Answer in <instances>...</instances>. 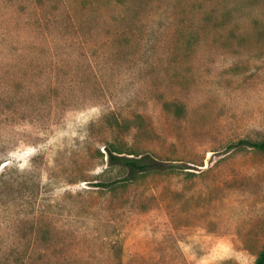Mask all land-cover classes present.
<instances>
[{"label":"rangeland","instance_id":"rangeland-1","mask_svg":"<svg viewBox=\"0 0 264 264\" xmlns=\"http://www.w3.org/2000/svg\"><path fill=\"white\" fill-rule=\"evenodd\" d=\"M240 140L264 142V0H0V264H254Z\"/></svg>","mask_w":264,"mask_h":264},{"label":"trees","instance_id":"trees-1","mask_svg":"<svg viewBox=\"0 0 264 264\" xmlns=\"http://www.w3.org/2000/svg\"><path fill=\"white\" fill-rule=\"evenodd\" d=\"M249 147L261 152H264V142H252L248 140H240L237 143L233 144L230 147ZM108 163L110 165H120L126 167L130 172L133 173H142L147 171H161L162 164L157 162L148 156L125 158L113 156L111 151L107 152ZM254 264H264V246L261 251L258 253Z\"/></svg>","mask_w":264,"mask_h":264}]
</instances>
